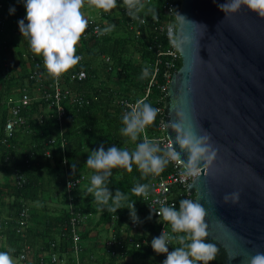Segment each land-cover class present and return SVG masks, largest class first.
<instances>
[{"label":"trees","instance_id":"1","mask_svg":"<svg viewBox=\"0 0 264 264\" xmlns=\"http://www.w3.org/2000/svg\"><path fill=\"white\" fill-rule=\"evenodd\" d=\"M181 1L178 0L177 9ZM0 4L2 5L0 18L3 22L0 26V122L2 124L5 120L6 102L13 95L12 89L17 93V90L23 86V78L27 76V74L17 78L11 76L6 65V52L10 44L7 36L15 31L19 32L18 21L25 17L26 10L22 0L21 2L0 0ZM10 8L15 9L14 13H10ZM143 15L146 16V13ZM151 16L152 13L147 17ZM109 22L114 24L113 22L116 20H109ZM121 26L122 35L117 32L120 29H116V31L108 33L107 37L93 42L91 46L83 42L84 46L81 51L86 60L77 69L84 70L87 73V78L82 82L68 84L73 96L81 95L89 101L82 107L72 104L69 100L63 102L65 113L62 119V129L66 142L68 172L71 176H78L80 170L85 174L87 172L93 174V169L87 170L79 162V159L85 156V151L90 152L98 149L101 145L105 147V150L115 145L131 151L137 143L142 141V134L135 142L129 137L121 135L122 116L128 110L119 106L117 102L120 99H125L135 103L143 97L152 75L151 65L155 60L156 52L155 48L150 50L146 43L136 40L123 24ZM21 38L28 50L27 53L34 55L27 39L22 35ZM129 45L137 47L140 52L138 60H130ZM101 55L110 58L112 63L110 72H106L104 66L102 68L97 66L96 61ZM18 56L22 62H25L21 52ZM180 66L181 64L179 68ZM144 67L150 69V75L146 79H140ZM161 83L162 80L158 77L148 99L145 100L153 107L156 106L158 86ZM46 113L44 104H31L27 112V128L17 131L7 145L1 143L4 136L0 131V172L6 173L3 181L0 182V217L6 221V224L0 227L2 241L0 251L14 249L11 255L16 257L21 251L23 252V244H32V247H35L36 252L40 255L36 257L40 262L44 253H52L51 245L55 244L54 251L59 256L70 255L73 261L70 252V232L69 229L67 230L70 215L65 210L67 199L59 164L60 148L57 144L52 147L46 145L49 139L56 138L58 124L55 120H47L44 124H40L35 119ZM157 119L158 115L153 124L146 128L149 136L155 133ZM46 150L52 153L51 160L45 158ZM7 156L11 158L9 163L4 162ZM111 171L112 175L106 182L109 190L114 194L116 189H120L130 197L131 201H135L137 216H143V228H148L153 232L154 227L148 219L143 195H134L130 190L136 183L150 184L154 175L142 178L135 164L131 171L124 168H115ZM15 173L21 175L25 180L21 186L16 183ZM81 185L73 191L75 209L88 216V219L82 224L84 228L81 231V240H88L91 230L103 229L108 223L113 224L112 235L117 239L122 238L121 228L126 222L132 220L129 210L126 208L127 202L122 201L121 209H118L117 212H109L107 206L98 204L89 208L86 204L88 201L86 200L87 190ZM50 200L56 201L61 206L60 210L50 212L46 205ZM109 204H112L111 200ZM24 208L28 211L27 227L17 233L19 213ZM143 237H133V239L139 241ZM126 256L148 261V264H162V259L159 256L147 250H131L126 253ZM104 257L107 259V264H116L114 258H109L106 255L105 249ZM43 258L49 262L48 256L47 259ZM80 258L81 261L84 260V255L80 254ZM210 264H225V253L222 249L219 248L215 260Z\"/></svg>","mask_w":264,"mask_h":264},{"label":"water","instance_id":"2","mask_svg":"<svg viewBox=\"0 0 264 264\" xmlns=\"http://www.w3.org/2000/svg\"><path fill=\"white\" fill-rule=\"evenodd\" d=\"M223 2L181 1V66L167 88L164 120L177 151L169 123L179 112L197 135L210 137L216 156L187 187L206 210L208 239L224 251L225 264H242L264 253V17L246 7L225 14L217 7ZM233 192L239 202L225 204Z\"/></svg>","mask_w":264,"mask_h":264},{"label":"clouds","instance_id":"3","mask_svg":"<svg viewBox=\"0 0 264 264\" xmlns=\"http://www.w3.org/2000/svg\"><path fill=\"white\" fill-rule=\"evenodd\" d=\"M22 2L26 15L24 19L18 21L19 31L22 37L27 39L32 53L42 57L44 69L53 78H59L78 65L82 59V56L77 55V45L88 28V19L82 12L85 4L105 12L117 7V0H22ZM122 4L132 20L140 19L139 14L145 9L143 0H122ZM217 7L225 14L246 7L249 11L264 17V0H224L223 3H217ZM14 11V8H10V13ZM152 19H158L155 11H152ZM115 27V24H108L103 29L97 28L95 31L98 35H105L112 32ZM149 75L150 69L144 67L140 79H146ZM129 108L130 110L122 116L123 126L120 133L135 142L145 133L146 128L153 124L160 109L153 107L144 99L136 101ZM178 117L175 121H170L169 128L175 132L174 143L179 151L174 147L173 141L162 148L158 140L150 139L146 134L131 151L115 145L108 147L107 150L103 145L91 150L85 165L94 170L90 177V186L87 188L88 194L93 197L92 202L107 206L109 212H117L121 209L122 201L127 202L126 208L129 210L130 218L134 223H139L135 201H131L120 189H116L114 194L109 190L106 182L112 175V169L124 168L131 171L135 164L144 178L160 174L170 162L177 161L183 164L181 175L196 176L201 165L210 164L216 156V150L209 142L210 137L207 134L197 135L185 113L179 112ZM181 153L186 154V162L181 160ZM130 191L134 195L147 197L150 185L136 183ZM239 196V192L225 194L223 201L225 204L229 202L237 204ZM110 200L112 204H109ZM158 203H160L158 211L151 208L152 212L159 216L157 222L161 223L162 220L169 224L173 233H183L170 237L168 232L163 230L158 237L152 238L153 251L157 254H166L162 264H210L214 261L219 248L216 243L207 239L209 233L205 208L198 201L191 199L180 200L178 210L175 204L165 206L162 202ZM148 219H151V214ZM170 239L179 245L172 251H169ZM13 251L14 249L0 251V264H14L11 255ZM242 264H264V253L256 252L249 255Z\"/></svg>","mask_w":264,"mask_h":264},{"label":"built area","instance_id":"4","mask_svg":"<svg viewBox=\"0 0 264 264\" xmlns=\"http://www.w3.org/2000/svg\"><path fill=\"white\" fill-rule=\"evenodd\" d=\"M145 4V9L139 14L140 19L132 20L127 14V10L122 4V0H117V6L119 7V14L121 21L123 20L125 29L133 35V37L146 43L150 50L155 48V60L152 67V75L148 81L145 93L141 99L147 100L152 87L156 84L158 77L162 80V83L158 86V96L156 99L155 108H159L157 123L155 124L154 135L149 136L147 130L143 136L146 134L148 138L155 139L160 142L161 147H167L170 145L169 138L166 134L164 112H165V100L167 95V88L171 82L173 74L179 70V65L181 64V57L177 47V15L179 8H176L178 0H143ZM156 5V8L153 6ZM180 6V5H179ZM155 11L158 15V19L153 20L152 16L148 18V13L146 10L148 8ZM2 5L0 4V10ZM151 11V13H152ZM146 13V16L143 14ZM88 19V28L82 35L81 40L84 41H96L107 37L105 35H98L95 29H103L101 23L95 19ZM2 19L0 18V26L2 25ZM175 41V43H173ZM77 55L82 56L81 61L78 65L74 66L70 71L62 74L59 78H45V72L43 67L42 58H38L32 54H24L23 56L30 63V70L27 75V81L33 87L31 93L26 89H22L20 95L15 100H9L6 102V114L5 120L1 124L0 131L3 133L2 144L7 145L9 140L13 138L14 134L21 130L27 128V112L31 104H44L46 109L45 115H39L35 119L38 120L40 124H44L47 120H55L58 124L57 136L56 138H51L47 142L48 147L58 145L60 148V168L62 170L63 183L65 188V195L67 199V205L65 207L66 212L70 215L67 225V230L69 229L71 246L70 252L73 256L74 264H81L79 254L80 241H81V231L82 224L88 219V216L81 214L75 209L74 201L75 196L73 191L81 185L85 177L81 174L78 176H71L68 172V161L65 151V139L63 137L62 129V119L64 117V100H69L72 104L82 107L89 103L83 96L75 95L73 96L68 84L75 82H82L87 78V73L84 70L77 69L82 66L85 62V55L82 53H77ZM103 62L106 72H110L112 63L107 56H101L100 58ZM117 104L128 111L129 106L135 103L128 102L125 99H120ZM45 158L48 160L52 159V153L48 150L44 153ZM28 162V160H25ZM5 163L11 162L10 156L4 159ZM183 169V164L181 162L173 161L170 162L164 170L158 174L154 175L150 182V191L147 197L143 196V203L146 213L149 217L151 214L150 223L154 227V231L151 232L147 230L145 236L139 241L133 239L132 237H122L115 238L111 235L104 243L105 253L109 258H114L117 264H124L126 261V253L131 250H147L151 251L155 255L162 259H166V254H157L151 248V240L153 237H158L163 230L168 232L169 236L181 235L183 233H173L171 226L166 222L161 220L158 223L159 216L152 212L154 210H159L160 203L162 202L165 206L176 205L177 210L179 209V201L182 199L195 200L196 192L193 189L192 193H189L188 184L191 185L193 179L197 176H183L181 171ZM17 185L21 186L24 184V178L19 174H14ZM27 209L24 208L19 213L17 233H20L23 228L27 227L28 213ZM5 219L0 217V227L5 225ZM179 246L175 240L169 241V251H172L175 247ZM53 249L52 253L48 256V264H61V258L59 254L54 251L56 248L55 244L51 245ZM27 247L23 249V253L20 254L19 259L21 261L25 260V254ZM40 263L45 264V259L40 258Z\"/></svg>","mask_w":264,"mask_h":264},{"label":"crops","instance_id":"5","mask_svg":"<svg viewBox=\"0 0 264 264\" xmlns=\"http://www.w3.org/2000/svg\"><path fill=\"white\" fill-rule=\"evenodd\" d=\"M151 8L149 7L148 10H146L148 13ZM82 12L84 13L86 18H91L99 21L102 25V27H106L108 24H112V22H109V20H116V22H113L116 27V29H120L119 32H122V24L124 23L121 21L120 14H119V7L117 6L116 8L112 9L109 12H105L102 9H97L94 7H89L87 4L82 8ZM149 13V14H150ZM24 19V17L22 18ZM27 23V21H25ZM120 27V28H119ZM124 28V27H123ZM113 30V31H114ZM20 32V31H19ZM15 31L10 33V35L7 36L9 47L6 52V65L7 69L9 70V73L13 77H18V76H24V74L28 75V72L30 70V63L29 61L23 56L24 54H28L22 42L21 34ZM83 42L89 44V46L92 45L93 42L95 41H84L81 40L79 41L77 45V53H83L81 50L83 49ZM19 52L22 53V58L25 62H22L20 60V57L18 56ZM36 56V55H35ZM101 56H106V55H101ZM101 56L99 58H101ZM38 57V56H36ZM42 58V57H38ZM110 59V58H109ZM111 61V60H110ZM45 72V78H49V75L47 74L46 70ZM27 76L23 78V86L21 89L17 90V93L13 92L12 93L16 94L15 99H17L20 95V92L22 89L26 88L30 93L33 90V87L29 84L27 81ZM13 88V87H12ZM10 98L9 100H15ZM8 100V101H9ZM0 182L3 181L4 177L6 176V173L4 174L3 172H0ZM61 206H59L58 210H60ZM142 215L138 216L139 217V223H134L133 220H130L126 222L123 227L121 228V234L122 237H143L145 236V233L147 232L148 228H143V216ZM84 227H82L83 230ZM104 229V230H103ZM103 229H95L91 230L89 239L88 240H81L80 243V249L81 252L80 254L84 255V260L81 261V264H107V259L104 257V243L105 241L112 235L113 232V224L108 223L105 225ZM111 233V234H110ZM110 234V236H109ZM105 239V240H104ZM32 240H35L32 238ZM2 243L0 239V244ZM31 245V246H30ZM23 244V248L27 247L26 253L25 254V260L21 261L19 259L20 254L23 252L21 251L20 254L16 257H13L14 259V264H41L38 262L36 257L40 256L36 251L37 249L32 247V244ZM50 253H44L42 257H45L47 259V256H49ZM62 263L61 264H74L72 261V258L70 255H61L60 256ZM153 259V258H151ZM149 259V260H151ZM126 264H148V261H143L139 259H133L131 256H128L125 261ZM45 264H48V260L45 261ZM117 264V263H116Z\"/></svg>","mask_w":264,"mask_h":264},{"label":"rangeland","instance_id":"6","mask_svg":"<svg viewBox=\"0 0 264 264\" xmlns=\"http://www.w3.org/2000/svg\"><path fill=\"white\" fill-rule=\"evenodd\" d=\"M155 8H156V5H153ZM119 35H122V32H119ZM128 53H130V56H129V58H130V60H134V61H136V60H138V58H139V56H140V52L138 51V49H137V47H132L131 45H129L128 46ZM108 57V56H107ZM85 60H86V58H85ZM97 63V66H99L100 68H102L103 67V62H102V60L100 59V58H98V60L96 61ZM15 97H16V94H13L12 95V99H15ZM90 152L89 151H85L84 152V157L82 158V159H79V162L84 166V168H86L87 170H89V168L85 165V163H86V160H87V156H88V154H89ZM78 173H80L81 175H83L84 177H85V180H84V182L86 181V183L84 184V182H83V184L81 185L83 188H86V190H87V188L90 186V177H91V173L90 172H87L86 174L85 173H83L82 172V170H80ZM1 174V173H0ZM86 200H88L87 202H86V204H87V206L89 207V208H93V207H95L97 204H95V203H93L92 202V199H93V197L90 195V194H88V192H87V195H86ZM46 205L48 206V208H49V211L50 212H55V211H57L58 210V208H59V204L56 202V201H52V200H50V201H48L47 203H46ZM84 206L86 207V205H85V203H84ZM87 208V207H86ZM142 217V216H141ZM111 224V223H110ZM111 234V233H110ZM110 234H109V236H110ZM105 240V239H104ZM79 257H80V254H79Z\"/></svg>","mask_w":264,"mask_h":264}]
</instances>
